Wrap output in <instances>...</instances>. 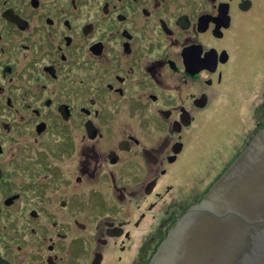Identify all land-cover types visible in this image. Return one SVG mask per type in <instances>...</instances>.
Listing matches in <instances>:
<instances>
[{"label":"flooded vegetation","instance_id":"af4514ba","mask_svg":"<svg viewBox=\"0 0 264 264\" xmlns=\"http://www.w3.org/2000/svg\"><path fill=\"white\" fill-rule=\"evenodd\" d=\"M256 4L0 0V264L147 263L198 201L183 131Z\"/></svg>","mask_w":264,"mask_h":264},{"label":"water","instance_id":"95a60500","mask_svg":"<svg viewBox=\"0 0 264 264\" xmlns=\"http://www.w3.org/2000/svg\"><path fill=\"white\" fill-rule=\"evenodd\" d=\"M150 264H264V124L176 219Z\"/></svg>","mask_w":264,"mask_h":264},{"label":"rangeland","instance_id":"374dc122","mask_svg":"<svg viewBox=\"0 0 264 264\" xmlns=\"http://www.w3.org/2000/svg\"><path fill=\"white\" fill-rule=\"evenodd\" d=\"M231 45L235 57L229 76L217 84L195 124L183 131L185 148L172 171L183 188L200 183L198 201L264 124V6L256 4L246 14L245 31Z\"/></svg>","mask_w":264,"mask_h":264}]
</instances>
